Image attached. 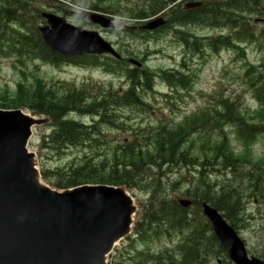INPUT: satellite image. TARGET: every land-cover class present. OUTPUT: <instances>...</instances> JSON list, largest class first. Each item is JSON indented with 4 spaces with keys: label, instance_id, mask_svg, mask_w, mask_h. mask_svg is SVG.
I'll return each instance as SVG.
<instances>
[{
    "label": "trees",
    "instance_id": "16d2710c",
    "mask_svg": "<svg viewBox=\"0 0 264 264\" xmlns=\"http://www.w3.org/2000/svg\"><path fill=\"white\" fill-rule=\"evenodd\" d=\"M67 1L82 5L80 0ZM263 4L262 0H229L227 15L230 16L232 12H235V8L249 12L257 5ZM41 11L38 0H0L1 55L12 56L24 66L28 63L26 59L54 65L63 62L62 56L50 50L42 39L39 30L42 23ZM196 11L200 14L205 9L201 8ZM144 15L141 14V16ZM249 71L253 89L259 101L257 111L246 114L239 110L237 104L231 99L221 97L217 100V105L210 110L205 109L200 115L194 114L187 117L176 126L160 124L155 129L147 128L142 134L148 140L146 148L138 149L137 146L131 145L126 150L114 151L109 169L105 166L98 168L91 163L57 169L58 177L55 180L58 186L67 188L84 183H108L131 187L136 185L138 180H142L143 184L150 189L152 196L145 207L139 229L141 228L146 234L156 235L157 230H161L159 226L166 224V231L182 227L188 233L183 245L179 247L180 257L177 259L168 251L166 255L156 258L157 264H205L208 256L222 255L224 251L213 235L210 223L203 218L200 205L202 202H209L218 208L234 226L238 227L241 223L242 209L240 201L236 199L240 197V194L233 189L234 182L230 181V184L225 185L219 193L214 189L216 182H211V184L205 175V170H202L199 177L191 182L192 188L187 191V195L195 198V206L185 209L168 191L169 187L173 188L180 183L165 182V172L181 163L187 166L200 165L202 169H206L203 160H206L205 163L209 166L214 162L218 165L225 164L234 170L239 168L237 165V162H240L239 156L234 154L224 126L227 124L233 127L238 138L246 144L255 140L259 134L264 135V76L256 73L255 67H251ZM130 77L132 86L123 94L114 93L105 88L97 91L96 96L87 92L85 94L70 90L68 85L55 83L49 85L42 78H35L32 82L21 81L9 103H0V106L27 108L32 112L49 116L55 129L51 136L54 145L51 146L60 149L66 144L81 141L82 137L90 138L95 128L66 117L70 112L77 110L82 113L95 114L103 106L138 107L141 105L139 97L142 94L139 95L138 90L152 88L151 73L134 72L130 74ZM165 80L176 85L178 78H175V74H166ZM218 131L220 133L215 135ZM200 134L204 136L203 141L193 138L194 135ZM136 139L138 140L139 137ZM251 162L253 167L259 171L258 182L256 179H249V183L254 188L251 190L254 194L252 196L257 197L258 187L264 182V178L260 179L264 175V172L261 173V170H264V158L252 159ZM153 165L154 168L151 169ZM239 175L243 174L238 172L235 175V181L236 176L238 179ZM246 175L250 176L249 172ZM45 179L52 181L51 179L54 178L45 173ZM136 231L141 233L138 227Z\"/></svg>",
    "mask_w": 264,
    "mask_h": 264
},
{
    "label": "water",
    "instance_id": "95a60500",
    "mask_svg": "<svg viewBox=\"0 0 264 264\" xmlns=\"http://www.w3.org/2000/svg\"><path fill=\"white\" fill-rule=\"evenodd\" d=\"M45 42L64 54L111 51L97 33L67 23L64 17L43 13ZM78 17L104 27H117L96 13ZM162 19L149 22L155 29ZM39 121L22 111L0 110V264H105L113 244L130 232L136 211L124 188L84 186L63 192L42 184L27 150L32 126ZM189 205L187 202H182ZM205 214L229 255L238 264L249 260L243 242L217 210Z\"/></svg>",
    "mask_w": 264,
    "mask_h": 264
},
{
    "label": "rangeland",
    "instance_id": "374dc122",
    "mask_svg": "<svg viewBox=\"0 0 264 264\" xmlns=\"http://www.w3.org/2000/svg\"><path fill=\"white\" fill-rule=\"evenodd\" d=\"M100 2L101 6H107L112 3H115L118 6V2L122 1L123 6H132L136 10H140L143 7L144 3L141 0H97ZM219 2H225L227 0H213ZM128 2V3H127ZM59 5L56 1H50L45 3L42 6V9L45 10H54L56 9L53 6ZM117 12V11H114ZM264 12V10H263ZM69 17V20L75 24L82 25L76 18L72 17L69 13L66 14ZM249 15L256 17L255 22H259L258 29H264V14L262 16H257L256 13H251L246 16L247 21L250 22L252 19ZM236 18L232 19L227 23L229 27L235 26L238 24V20L235 21ZM248 25V24H245ZM119 31V30H118ZM196 33L198 35L208 34L213 35L209 30L196 28ZM119 45L121 46V50L126 51L128 55L134 53L135 55H139L137 59L141 57H148L147 66L152 70H157L161 67L163 68H172L175 67V64L181 61L182 50L178 48L173 42L172 35L165 34H154V37H151L149 34H143L141 37H145V40L140 38H134L130 35L126 36V34L121 35ZM113 39L117 37L112 36ZM122 39V40H121ZM194 43V41H192ZM202 44V41L199 42ZM241 46H247V57L249 60H258L261 59L262 54H264V34H260L257 37L256 45L255 44H247L245 39L243 38L241 41ZM258 49V50H257ZM242 50V49H239ZM245 51V49H243ZM160 51L158 54L154 52ZM155 54V55H153ZM246 54V51H245ZM234 54L229 51H222L221 56L217 57V55H207L205 58V62L200 64V60L195 58L191 60V68L194 70L195 78H194V86L191 89V94H184L185 96L182 99H178L177 102H171V105L168 103V100L162 97L152 98V95L147 93V99H149L150 104L152 105V109L143 112L136 109H123L122 114L127 119L126 125L123 127L127 130H130L131 127L135 128L137 125H147L153 124L157 122L158 119H174L175 122H178L184 119L186 116H189L197 111L198 108L203 107L205 103H207L210 99L211 95H214V91L217 93H226L228 95H232V93H245L246 87L243 82V77H240L241 74V63L242 58L239 55H236V61L233 60ZM244 55V54H243ZM128 57V56H127ZM171 57V58H170ZM27 63V72L30 75V82L35 80V78H43L48 82H55L59 79L65 80H81V79H93L99 81H110V77L106 76L102 73L100 69H87L84 71L81 69L82 67L65 65L62 67H54L49 64L35 62L31 59H26ZM25 63V61H24ZM23 63V64H24ZM15 64L19 67L20 64L17 63V59H2L0 58V91L3 93L5 90H11L16 86L18 80L21 78V73L18 70V67L15 68ZM124 79L119 77L113 79V85L116 87H120L124 84ZM125 81V80H124ZM158 90L163 93H169V89L166 86H163L160 82L158 83ZM6 94V92L4 93ZM236 94V95H237ZM242 96V95H240ZM245 102H248L251 98L250 94H246ZM124 119H121L123 121ZM48 124V123H47ZM47 124H43L39 128L43 129ZM43 130L37 132L38 135H42ZM103 136L105 138L102 141H98L92 145L89 149H83L82 147L69 149L66 154L55 157L57 161H52L53 156L49 155V159L42 158L40 163L42 165H49L51 163L52 168L57 165H65L67 162L71 160L84 158L86 155H96L97 152L99 154L105 156L109 151V148L116 144L115 140L117 139L119 142L125 139L128 134L125 132H110L109 130H103ZM199 138L198 136H195ZM233 144L235 145L234 136L232 135ZM251 152H255L257 155H253L256 158L264 157L262 153H264V137L260 138L251 148ZM183 178L188 175V171L186 169L182 170ZM164 179V181L169 180L170 182H175L178 178L177 173L170 175ZM191 176V175H190ZM247 175L243 174L239 175L238 179L236 176L233 177L234 184L238 189V193L243 198L245 204V214L244 219L245 223H242L243 227L240 228V234L246 241L247 247L249 248V252L251 254H256L260 256H264V200L261 198L260 194L258 196L253 197L251 194V187L247 186ZM132 193L137 198H140L143 202L147 200L146 193L139 189H134ZM254 195V194H253ZM239 200L238 197H236ZM240 201V200H239ZM181 237V234H174L172 236H163L159 238H154L152 240H144L146 242V248L160 252L165 248L172 247L176 241ZM143 241L132 243L131 241L123 240L117 246L115 250V254L111 256V259L125 261L126 263L132 264L130 261L132 253L135 247H140V244ZM144 247L142 246L141 249ZM131 250V251H130ZM135 251V250H134ZM119 255H121L119 257ZM119 257V258H117ZM211 264H233L226 256L222 255L218 259L211 260Z\"/></svg>",
    "mask_w": 264,
    "mask_h": 264
},
{
    "label": "flooded vegetation",
    "instance_id": "af4514ba",
    "mask_svg": "<svg viewBox=\"0 0 264 264\" xmlns=\"http://www.w3.org/2000/svg\"><path fill=\"white\" fill-rule=\"evenodd\" d=\"M187 2L188 1H184V0H176L175 1V5H174V11H179L181 12L182 15H185L186 13H188L190 11V9H188L187 7ZM178 13V12H176ZM178 18V17H177ZM179 19H177L176 21H179ZM184 31H186V29H184Z\"/></svg>",
    "mask_w": 264,
    "mask_h": 264
},
{
    "label": "bare ground",
    "instance_id": "6f19581e",
    "mask_svg": "<svg viewBox=\"0 0 264 264\" xmlns=\"http://www.w3.org/2000/svg\"><path fill=\"white\" fill-rule=\"evenodd\" d=\"M179 19V18H178ZM96 130H98V129H96ZM152 169V168H151ZM204 169V168H203ZM151 171V170H150ZM201 181V180H200ZM210 181V180H209ZM210 183H211V181H210ZM212 184V183H211ZM237 199V198H236ZM239 202V201H238ZM239 206V205H238ZM240 208V207H239ZM227 211V210H226ZM238 211V210H237ZM239 212V211H238ZM236 213V212H235ZM236 214H238V213H236ZM233 217V216H232ZM237 217V216H236ZM230 219H231V217H230ZM235 219V218H234Z\"/></svg>",
    "mask_w": 264,
    "mask_h": 264
}]
</instances>
